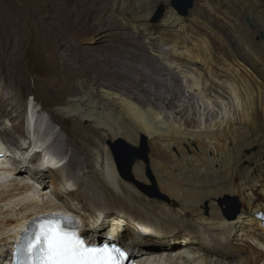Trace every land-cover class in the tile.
<instances>
[{"label":"bare ground","instance_id":"1","mask_svg":"<svg viewBox=\"0 0 264 264\" xmlns=\"http://www.w3.org/2000/svg\"><path fill=\"white\" fill-rule=\"evenodd\" d=\"M160 1L164 0H0V75L10 98H15L11 85H19L22 76L17 54L27 40L37 37L52 80L71 86L76 73L84 79L81 93L70 88L72 96L60 107L61 113L75 122L93 124L110 141L123 138L137 144L145 136L152 149V172L168 197V203L151 202L127 187L106 146L103 164L97 163L99 173H93L95 133L79 124L64 143V152L74 147L68 164L51 168L56 161L36 137L42 132L34 130V113L29 112L26 139L21 137L17 152L0 143L4 154L0 160V264L7 261L10 242L19 228H25V220L51 211L71 213L83 226L82 234L93 240H128L132 244L128 247L137 259L142 253L146 264L161 260L163 264H264V230L256 218L264 214V0H193L186 16L168 4L163 19L154 26L150 19ZM118 2L124 3L121 13L131 14L135 34L126 31L127 22L112 16ZM80 11L84 17H77ZM73 17L92 30L91 21L104 31L111 24L115 44L105 50L78 51L67 41L70 28H64L74 23ZM162 46L171 51L162 56L169 59L165 66L178 92L161 98L148 90L143 66L158 70L152 51ZM179 72L191 80L201 100L222 99L229 106L227 117L199 126L189 102L192 97H185L187 106L178 103L185 94ZM7 101L0 100V116L5 113L14 120ZM163 109L182 124L156 112ZM215 117L208 110L204 123ZM8 134L0 125V135ZM40 147L41 153L33 151ZM71 167L87 169L85 183L69 182ZM143 168L141 163L134 166L137 180H144ZM84 185L88 192L100 194L102 201L85 197ZM230 198L239 201L240 209L236 202L237 215L227 219L221 202ZM84 199H90L89 204L80 206ZM91 206L100 212L104 224L89 217L86 208Z\"/></svg>","mask_w":264,"mask_h":264},{"label":"rangeland","instance_id":"2","mask_svg":"<svg viewBox=\"0 0 264 264\" xmlns=\"http://www.w3.org/2000/svg\"><path fill=\"white\" fill-rule=\"evenodd\" d=\"M129 1L133 2V0H129ZM176 1L177 0H169L168 3L165 0L160 1L157 4L156 9L154 11V14L152 15V17L150 19V24L154 25V26L159 25V23L163 19V16L165 14V11H166L168 4H169V7H172L177 12V14H179L180 16L188 15V11L190 9H192L194 6V2H193V0H191V7L188 8L187 14H182L175 8V6L173 4ZM89 7L87 6V8H89ZM115 8H117L116 11L114 10ZM123 8H124V3L121 4V2H118V4L113 7L111 14L113 13L112 16L114 18L118 17L117 19H120V21H124L125 23L127 22L128 25L126 24L127 26L126 25L124 26V27H127L126 31H128L129 33L135 34L134 33L135 29L133 30V28L131 27V24H130V20H129V19H131V14L129 12L124 14L125 11H123L121 13V10H123ZM80 13L82 14L81 11L79 13H77V17H84ZM78 14H79V16H78ZM77 17H76V19L74 17H73V19H71L74 21V23L72 25L69 24V25L64 27V28H66V30L70 28V30H69L70 34L67 36V41L70 42L72 44V46L75 47V49L77 48L78 51H81L85 48L87 50H94L95 48L98 50H103V49L105 50L107 46L115 44L116 36L114 33L116 31L113 28H111L112 27L111 24L107 25L105 28V31H104V30L100 29L102 26L95 24V21H91L90 26H94V30H92V29H90L89 26H82L81 22H78ZM66 19L67 18H65V17L61 19L62 22L64 23L63 26L67 22ZM77 23H80L79 26ZM95 27H97V28H95ZM72 28L74 31L72 30ZM91 34H92V36H91ZM33 38L34 37H31L29 40H27L24 44L23 50L17 54V56H19V68L21 69L22 76H21L19 85L18 84H12L11 85L12 91L15 94V98H10V92L7 91L6 87H5V83H4L5 80H4L3 76L0 75V100L2 98L3 99L8 98V101H7L8 108H12L11 114H12V116H16V118L14 120H11L9 117L6 116L5 113H1L0 125L2 127H5V129H7L8 133H9L7 136L5 135V137H4V135H0L1 137L5 138V140L7 141V144L5 142H3V143L6 144L8 148L14 147V149L16 150L15 152H17L18 142L21 143L20 138L24 137L26 139V137L24 135L26 133V122H25V120L29 119V117L27 118V115L29 112L34 113V115H33V117L35 118L34 125H33L34 130L37 128H40V131L42 133H43V131L47 132L46 136L41 135L42 133H39L38 136L36 135V133H34V136L36 135V137H38L39 140H41L40 143L43 142V144L42 145L40 144V145L45 147L44 150L46 149V151H48L47 152L48 154L46 152L45 153L47 155H49V157H52L53 159H55V161H56L55 163L62 162V165H66V164H68V162L71 158V152L74 150V147L69 146V147H67V150L64 152L63 151L64 150V143L68 138L73 136V134L75 133V128L79 124L78 126L81 127L84 131L86 128L94 130L95 134H93L92 137L95 140L96 145H94L91 148L92 155L94 156V157H92V161L94 163V166L92 168V172L98 174L99 168L97 166V163L99 162V164L102 165L104 162V157H103V152H102L103 146L107 147L108 154L112 158V155H111L110 150H109L108 145H107V142L110 140H108L105 137V134L101 129H96V126L94 127L93 124H90V123L84 122V121L75 122L74 118L66 117L65 115H63L61 113V110H60V107L64 104V101L72 96L70 94V88L73 90L75 88V91H77L78 93L82 92L81 90H83V89L81 86H82V80H84V79L79 75V73H76L75 74L76 76L74 77V79H72L71 86H69V85L59 86V84H57L56 81L52 80L53 76L51 73V67L47 63L48 59L43 52L39 38H37V37H35V39H33ZM261 38L263 39V36ZM147 40L148 39L145 38V41H147ZM168 50H169V47L162 46V48H160L158 51H152V57L158 62V64H157V66L159 67L158 70H155L152 67L143 66V74L145 73L144 75H145V79L148 83V84L146 83L148 90L155 92V94L161 98L162 97H168L169 95L178 92L177 86L169 78L170 75H172L170 73V69L165 66V64H167V61L169 59L162 56L164 54H166V56L168 54H170L171 51L169 52ZM94 51H96V50H94ZM141 70H142V68H141ZM175 73H177V75H178V71H175ZM77 75H79V76H77ZM78 77H80V78H78ZM179 78H180V82H179L180 88L182 89L183 93H185L186 95L183 94L184 95L183 98H180L178 103L180 106H182V104H183V106H187L186 103H188V100H187V98L185 99V97H192L189 102L193 105L194 109L197 112L196 121H198L199 126H203V125L209 126L210 124H213L215 121H219L222 117H224V116L227 117V115L229 114V112H228L229 106L222 99H220V98L217 99V97H216V98L211 99L208 102H206V100L203 101L193 91L192 82H191V80H188L189 78H186V74L179 72ZM152 82L154 83V85ZM149 85H151V86H149ZM79 88H80V90H79ZM93 89H96V88H92V90ZM67 90H69V91H67ZM101 90H102L101 88H98V91L101 92ZM115 93L119 94V95L121 94V96L123 97V92L120 91V93H119V91H117ZM147 108H151V107L148 106ZM0 110L2 112L1 107H0ZM208 110L212 113L214 112V115L216 117H215V120L213 119L214 121L212 120L213 122H210L209 124H205L204 123V117H205V114L208 112ZM156 112L158 114H161L162 116H167L168 120L172 123H175V124L177 123L176 125L182 124L181 121L178 120L177 118H175V115L172 114V112L169 110H164V109L163 110H156ZM39 122L41 124H39ZM139 139H140V137H139ZM139 139H138V142H139ZM16 140H18V142ZM114 140L115 139H112L111 142H113ZM12 141H13V143H12ZM148 142L149 141H147V145L149 148L148 161L147 162L139 161V162L135 163V165L138 163H141L144 166L143 173H142L144 180L140 181V180H137L135 177L134 178L138 182H141V184L146 185V186H150V188H151L152 183L149 180V175L153 176L155 183H156V186H157V192L162 196V198H158L155 195L154 196L147 195V194L143 193L141 189H138L134 184H132L130 182H125L120 177L119 178L121 179V181L123 183H125V185H127V187L135 190L138 194H140L142 197L150 200L151 202L163 203V204L168 203L167 194L161 190V188L158 185V183L155 179V176L152 172V168L150 166L149 160H150L152 149H151L150 142L149 143ZM137 144H132V145L137 146ZM79 159H82V156H79ZM112 160H113V158H112ZM55 163H53V164H55ZM62 165H60V166H62ZM49 166H52V165H49ZM42 171L47 172V170L45 168L42 169ZM86 172H87V169H84L81 167H71L70 168L69 182H71V184H73V183H76L77 179H80L81 182L85 183V181L83 179V174ZM132 172H133V170H132ZM133 176H134V172H133ZM97 177H98V175H97ZM129 185H131V186H129ZM49 187L47 188V190L44 191L45 193L50 189ZM73 188H74L73 191H76L75 190L76 187L73 186ZM87 189H88V187L85 185L81 188V191L85 192L86 194L88 193L87 194L88 196H85V197H88L90 199H94L96 201H99L101 199L100 194H98L95 191L88 192ZM150 191H151L150 193L154 192L151 189H150ZM90 199H84L81 202L79 201V203L81 204L80 206L88 205L90 202ZM46 200L47 199L45 198L44 201H46ZM67 200L69 201V200H71V198L67 199ZM101 201L102 200H100V202ZM229 201L233 202L232 205L236 204V202H237V204L239 205V207H238L239 209H240V203L238 200L232 199V198L225 199L221 202V204L223 206L224 215L226 214L225 216L227 219H232L237 215V213L234 216L233 210L228 211V208L230 205L227 203ZM55 202L57 203L58 201L55 200ZM98 208L100 209V207H98ZM80 209L84 210L85 208H80ZM86 209H87V214L89 215L90 218L92 216L93 219H95V222H97L98 224H100V223L104 224L103 220H102L103 218L100 216V212L97 211V208L94 209V206H91V207H88ZM233 209H236V208H233ZM94 225H95V223L93 222L92 226H94ZM241 245H243V242H239L237 244V247H241ZM162 259L164 260L165 257ZM140 264H146L145 260L141 261ZM158 264H163L162 260L159 261Z\"/></svg>","mask_w":264,"mask_h":264},{"label":"snow or ice","instance_id":"3","mask_svg":"<svg viewBox=\"0 0 264 264\" xmlns=\"http://www.w3.org/2000/svg\"><path fill=\"white\" fill-rule=\"evenodd\" d=\"M15 255L16 264H123L126 257L114 245L87 244L78 229L66 227L62 219L42 220L22 239Z\"/></svg>","mask_w":264,"mask_h":264},{"label":"water","instance_id":"4","mask_svg":"<svg viewBox=\"0 0 264 264\" xmlns=\"http://www.w3.org/2000/svg\"><path fill=\"white\" fill-rule=\"evenodd\" d=\"M173 4L180 13L187 14L188 8L191 7V0H177ZM107 145L112 155L116 171L123 181L134 184L138 189H141L142 192L147 195H155L158 198H162V196L157 192V186L153 176L149 175V180L152 183L151 188L150 186L141 184V182L135 180L133 176L132 170L135 163L139 161H148L149 148L147 145V138L145 136H140L137 146L132 145L123 138H116L113 142L108 141ZM150 189L154 192L150 193ZM232 203L233 202L230 201L228 202L230 205L228 211L233 210V215L235 216L238 212L237 204L232 205ZM235 205L236 207H234Z\"/></svg>","mask_w":264,"mask_h":264},{"label":"clouds","instance_id":"5","mask_svg":"<svg viewBox=\"0 0 264 264\" xmlns=\"http://www.w3.org/2000/svg\"><path fill=\"white\" fill-rule=\"evenodd\" d=\"M27 111H28V110H27ZM34 112H35V111H34ZM28 117H29V113H28V115H27V118H28ZM26 125L28 126V124H26ZM0 138L3 139L2 141L5 142V143L7 144V141L5 140V138H3V137H1V136H0ZM20 139H21V138H20ZM16 141L18 142V140H16ZM21 141H22V139H21ZM18 143H19V142H18ZM19 144H21V143H19ZM58 160H59V159H58ZM60 165H62V162H60Z\"/></svg>","mask_w":264,"mask_h":264}]
</instances>
